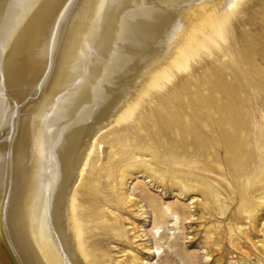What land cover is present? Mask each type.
<instances>
[{
	"label": "bare ground",
	"instance_id": "6f19581e",
	"mask_svg": "<svg viewBox=\"0 0 264 264\" xmlns=\"http://www.w3.org/2000/svg\"><path fill=\"white\" fill-rule=\"evenodd\" d=\"M228 2L0 0V264L107 263L99 236L123 216L102 212L95 194L97 170L99 179L116 172L102 164L106 141L166 136L172 173L182 157H243L245 173L263 171L252 193L264 199V130L252 133L240 104L164 92L136 113L138 97L186 68L196 46L165 63L153 57L155 42L166 48L186 19ZM218 22L210 29L220 32ZM200 195L228 197L212 179Z\"/></svg>",
	"mask_w": 264,
	"mask_h": 264
},
{
	"label": "rangeland",
	"instance_id": "374dc122",
	"mask_svg": "<svg viewBox=\"0 0 264 264\" xmlns=\"http://www.w3.org/2000/svg\"><path fill=\"white\" fill-rule=\"evenodd\" d=\"M215 7L206 5L186 19L166 48L155 42L153 57L165 63L180 50L189 52L192 42L196 46L186 68L172 71L162 88L148 87L138 97L143 105L136 113L160 104L167 92L177 100L203 97L221 107L238 103L244 118L250 115L252 133L256 124L264 130V0H229ZM214 18L220 32L210 29ZM252 142L259 150L254 137ZM104 146L102 164L116 172L109 169L110 177L99 179L97 170L95 194L102 212L112 209L123 216L99 236L106 264H264V199L252 193L263 171L245 173L243 157L226 162L222 154L221 162L182 157L172 164V173L166 136L106 141ZM117 173L127 178L125 186ZM209 179L228 197L219 196L218 203L203 198ZM125 193L139 207L126 203Z\"/></svg>",
	"mask_w": 264,
	"mask_h": 264
}]
</instances>
